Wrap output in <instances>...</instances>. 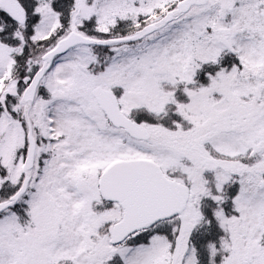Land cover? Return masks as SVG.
I'll use <instances>...</instances> for the list:
<instances>
[{
    "label": "snow or ice",
    "instance_id": "6c2138e0",
    "mask_svg": "<svg viewBox=\"0 0 264 264\" xmlns=\"http://www.w3.org/2000/svg\"><path fill=\"white\" fill-rule=\"evenodd\" d=\"M0 264H264V0H0Z\"/></svg>",
    "mask_w": 264,
    "mask_h": 264
}]
</instances>
